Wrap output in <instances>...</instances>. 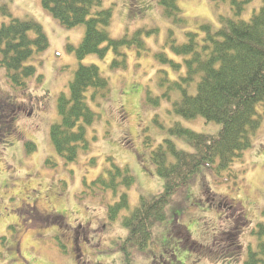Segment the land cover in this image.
I'll list each match as a JSON object with an SVG mask.
<instances>
[{"label": "rangeland", "instance_id": "obj_1", "mask_svg": "<svg viewBox=\"0 0 264 264\" xmlns=\"http://www.w3.org/2000/svg\"><path fill=\"white\" fill-rule=\"evenodd\" d=\"M2 2L8 4L15 16L36 19L48 36L49 47L31 59L43 77L31 78L29 91H11L0 68L1 87L23 109L17 118L21 135L11 138L5 135L7 130L13 131L14 125L10 123L16 120L8 122L9 128L0 130V251L3 253L0 264H77L75 258L79 264H162V260L165 264H244L249 247L257 249L259 241H264V232L259 234V224L264 225V114L252 146L240 159L218 177L201 168L192 182L174 193L165 219L162 223L155 222L152 228L150 244L144 249H131L130 262L117 243L129 231L120 219L108 218V204L118 201L121 195L129 206L119 212V218L130 214L142 196L155 197L163 192L164 178L156 173L150 156L169 135L168 128L174 121L200 132L215 133L219 129L218 124L203 118L183 119L169 111L173 103L161 92L158 70L163 64L156 56L168 44L171 30L181 42L183 30L193 29L200 22L218 27V14L230 13L228 1L180 0L179 6L188 19L181 25L166 17L159 0H104V6L113 10L110 29L113 37L132 35L139 29L153 31L141 32L142 49L135 45L122 48L127 54L119 58L111 50L105 57L89 54L82 60L100 67L108 78L110 90L104 97L97 94L93 99L88 98L97 119L87 125V150L81 149L73 162L65 161L56 152L50 126L59 119L60 96L70 93V81L79 60L68 47L81 43L84 25L63 26L41 0ZM258 4L259 0L251 3L244 15L249 16L252 12V9L247 11L249 7ZM3 20L0 16V24ZM114 58L117 62L124 61V66L113 67ZM147 96L157 101L151 100V104ZM8 114L9 110L5 115ZM5 115L0 113V121ZM9 139L10 145L3 142ZM177 142L187 152H195L189 142L178 138ZM113 163L128 167L134 183L129 187L120 185L116 192L89 186L99 193H85L84 190L91 191L86 185H91ZM54 214L55 218L51 219ZM105 220L109 221L106 225ZM59 222L61 227H57ZM80 225H83L81 235ZM184 225L189 228L188 233ZM55 232L74 245L73 252L60 253L57 244L60 239L51 238ZM213 233L218 234L217 240L221 242H229L238 233L245 247L240 261L227 263L222 259L198 258L190 243L205 245ZM79 236L89 240L81 244L82 249ZM173 251L176 258L172 260Z\"/></svg>", "mask_w": 264, "mask_h": 264}, {"label": "trees", "instance_id": "obj_2", "mask_svg": "<svg viewBox=\"0 0 264 264\" xmlns=\"http://www.w3.org/2000/svg\"><path fill=\"white\" fill-rule=\"evenodd\" d=\"M179 1L159 0V3L168 19L185 25L188 19ZM225 1L229 3L230 13L218 14V27L200 22L193 29L183 30L185 34L181 42L171 30L168 44L157 53V59L163 64L158 70L161 73V92L173 103L169 111L183 119L203 118L218 124L219 129L215 133L200 132L179 120L174 121L168 128L169 135L150 156L156 173L164 178L163 192L155 197L142 196L130 214L122 218L118 217L119 212L129 206L124 195L108 205V218L120 219L129 231L126 238L117 241L128 262L131 249H144L150 244L152 228L155 222L162 223L165 219L167 205L174 193L192 182L196 172L203 167L220 176L252 146L259 130L264 114V0H259L258 6L249 7L247 11L252 9L249 16L244 15L245 10L255 0ZM41 2L63 26L73 28L84 25L85 28L81 43L68 47L75 52L79 65L70 81V93H63L58 100L59 119L50 126L56 152L65 161L73 162L81 149L87 150V125L97 119V112L88 103V98L93 99L97 94L104 97L110 90L108 78L102 74L100 67L82 60L89 54L105 57L110 50L119 58L127 54L122 48L135 45L142 49L144 37L141 32L150 34L153 29H139L132 35L113 37L110 30L113 10L104 6V0ZM0 16L4 19L0 24V68L4 72V82L15 93L29 91V80L34 76L39 80L43 77L31 59L49 47L48 36L36 19L15 16L6 2L0 3ZM124 64V61L117 62L115 58L111 63L113 67ZM147 100L151 104V100L157 101L149 96ZM7 110L8 117L5 115ZM22 110L16 99L6 95L0 85V113L5 115L0 121V130L9 128L8 122L16 120L10 123L14 125L13 131L7 130L6 137L21 135L17 118ZM177 138L189 142L195 152L180 148ZM3 142H9L7 145L12 143L10 139ZM133 183L134 176L129 168L113 163L104 174L86 186L116 192L120 185L129 187ZM84 192L87 193V190ZM259 226V234H262L264 225ZM186 228L184 231L188 233L189 228ZM217 235L213 233L211 241L207 240L205 245L196 241L190 243L198 252V258L222 259L227 263L240 261L245 247L238 233L229 242L218 241ZM259 242L257 249L249 247L244 264H264V241ZM172 254L173 260L176 254L174 251ZM165 261L169 262L168 259ZM162 264H165L163 260Z\"/></svg>", "mask_w": 264, "mask_h": 264}, {"label": "flooded vegetation", "instance_id": "obj_3", "mask_svg": "<svg viewBox=\"0 0 264 264\" xmlns=\"http://www.w3.org/2000/svg\"><path fill=\"white\" fill-rule=\"evenodd\" d=\"M82 226L83 225H80L79 227L81 228V230L79 231V235H81V232H82ZM79 230V229H78ZM78 241L81 242V243H84L85 241L89 242V240L85 239V238H81V236L77 237Z\"/></svg>", "mask_w": 264, "mask_h": 264}]
</instances>
